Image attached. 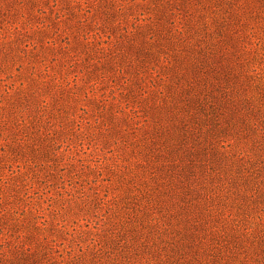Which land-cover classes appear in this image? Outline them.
Instances as JSON below:
<instances>
[{
	"label": "trees",
	"instance_id": "16d2710c",
	"mask_svg": "<svg viewBox=\"0 0 264 264\" xmlns=\"http://www.w3.org/2000/svg\"><path fill=\"white\" fill-rule=\"evenodd\" d=\"M15 1L32 81L0 110L5 130L92 117L134 164L129 212L94 250L64 261L36 223L26 243L0 238V264H264V0H97L95 24L90 9L72 19L86 0ZM50 2L67 11L49 17ZM41 134L55 156L62 145Z\"/></svg>",
	"mask_w": 264,
	"mask_h": 264
},
{
	"label": "rangeland",
	"instance_id": "374dc122",
	"mask_svg": "<svg viewBox=\"0 0 264 264\" xmlns=\"http://www.w3.org/2000/svg\"><path fill=\"white\" fill-rule=\"evenodd\" d=\"M60 1L65 6L69 2ZM130 1L127 0V3ZM6 2L13 5V12H7ZM136 2L141 3V0ZM52 5L50 2L44 7L51 18L60 9L63 13L67 11L61 3L55 8ZM23 6L26 4L23 3ZM78 7L91 10L89 24L101 22L100 16H97V0L73 3L70 12L73 20L74 15L83 13L77 12ZM19 9V2L15 0H0V79L3 80L0 82V95H8L0 103V110L6 107L9 97L28 87L32 81L24 65L27 60L20 52L25 43L16 45L15 42L20 38V32L29 30L26 27L27 16L22 18ZM142 10H133L130 17L132 23L136 16L145 12ZM3 36L7 38L1 39ZM258 48L263 53L264 42ZM262 60L264 62V57ZM21 64L24 69L17 71ZM262 68L264 70V65ZM111 88L109 86L102 92L108 94ZM79 121V118L74 122L55 118L44 125L45 129L30 130L26 133L28 136L23 137L22 134L10 135L5 130L7 112L0 116V230L3 234L7 233L0 238L16 241L21 236L19 241L26 243L32 225L37 223L38 238L47 237L63 243L59 251L64 254L62 260L67 261L66 252L70 249L77 255L81 254V249L83 252L87 248L94 250L95 244L111 232L120 216L129 212L125 208L128 207V200L124 198L121 187L132 177L134 160L122 154L118 145L105 139L104 127L95 123L92 117L89 118L91 127L86 123L85 116L81 127L78 126ZM45 131L50 134L47 145H62L55 156L44 157L40 151L41 133ZM4 211L8 216L3 219ZM22 221L26 223L24 227L15 225Z\"/></svg>",
	"mask_w": 264,
	"mask_h": 264
}]
</instances>
